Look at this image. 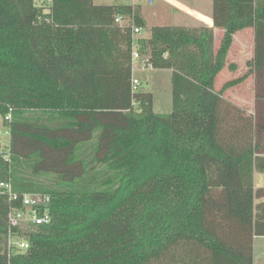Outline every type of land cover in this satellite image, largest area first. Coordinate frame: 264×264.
Segmentation results:
<instances>
[{
    "label": "trees",
    "instance_id": "obj_1",
    "mask_svg": "<svg viewBox=\"0 0 264 264\" xmlns=\"http://www.w3.org/2000/svg\"><path fill=\"white\" fill-rule=\"evenodd\" d=\"M212 18L213 28L156 26L137 38L140 5L0 0V118L12 114L0 181L52 199V223L9 258L0 196V264H253L264 236V189H254L264 173V0H213ZM248 29V70L217 92ZM134 43L152 68L172 70L170 114L133 91ZM249 78L253 115L223 96Z\"/></svg>",
    "mask_w": 264,
    "mask_h": 264
},
{
    "label": "rangeland",
    "instance_id": "obj_2",
    "mask_svg": "<svg viewBox=\"0 0 264 264\" xmlns=\"http://www.w3.org/2000/svg\"><path fill=\"white\" fill-rule=\"evenodd\" d=\"M189 5L195 6L201 9H206L210 5L209 0H186ZM95 5H140L142 7V13L146 16L147 27L141 30V34L137 37L147 38L151 35V29L156 26H182L185 25L193 27L199 24L193 19H189L182 15L174 5L167 2V0H94ZM48 8L46 7V11ZM49 11V10H48ZM47 11V13H48ZM240 34H236L234 42L231 48L229 57L230 64L235 63L238 67L237 70L225 71L216 80V91L219 92L222 86L231 79L241 77L248 70V62L253 57V47L251 40L249 42L244 41L241 45ZM133 71V77L141 81V85L138 88L140 92H149L154 96V111L158 114H170L173 111V95H172V73L168 71H155L153 68L141 71L138 69V63L135 65ZM244 70L243 74H240L241 70ZM240 70V71H239ZM224 76L226 78H224ZM249 80V79H248ZM246 80V81H248ZM245 83V82H244ZM224 98L233 103L234 105L245 110L249 115L254 114L255 107V91L254 87L249 83L241 84L233 87L224 93ZM33 112H29L27 115L33 117ZM35 117H45L44 123L52 125V121L47 118L43 112H34ZM7 123L0 118V147L10 146V134ZM264 189V188H263ZM234 193L236 190L233 191ZM255 194V192L253 193ZM250 196H253L252 193ZM257 202H259L257 200ZM263 241H258V255H264V248L262 247Z\"/></svg>",
    "mask_w": 264,
    "mask_h": 264
},
{
    "label": "built area",
    "instance_id": "obj_3",
    "mask_svg": "<svg viewBox=\"0 0 264 264\" xmlns=\"http://www.w3.org/2000/svg\"><path fill=\"white\" fill-rule=\"evenodd\" d=\"M51 3L52 0H39ZM126 20L122 16L116 18V22L123 24ZM142 29L134 28V37ZM132 72L138 63V69L151 68L149 59L142 56L135 43L132 47ZM141 81L132 78L133 91H137ZM12 120L11 112L5 117L6 122ZM0 156L7 162L10 161V147H0ZM0 196L7 198L9 211L7 216L8 231L6 253L9 258L18 253H25L29 249V235L41 226H49L52 223V199L43 193H18L14 190L11 181H0Z\"/></svg>",
    "mask_w": 264,
    "mask_h": 264
},
{
    "label": "crops",
    "instance_id": "obj_4",
    "mask_svg": "<svg viewBox=\"0 0 264 264\" xmlns=\"http://www.w3.org/2000/svg\"><path fill=\"white\" fill-rule=\"evenodd\" d=\"M167 2L174 5L175 8H177L178 11L182 15H184L185 17H187L189 19H193L198 24H204L210 28L214 27V21L212 18L213 0H209L210 5H208V7L206 9H201V8H198L195 6H191V5H189V3L186 0H167ZM143 16H144V19L146 21V16L144 15V13H143ZM185 27H190V26L185 25ZM139 34H141V32ZM237 34H240V37L242 38L241 39V45L242 46L244 45L243 44L244 41L249 42V40H251V45L253 47V56H254L255 30L254 29L243 30ZM215 35H216V49H218L221 45V41H222V38L224 36V30L215 28ZM136 37H137V35H136ZM137 38H143V37H137ZM147 38H149V37H147ZM234 44H235V42H234ZM230 53H231V51H230ZM229 57H230V54H229ZM228 60H229V58H228ZM229 65H230V63H229ZM154 70L159 71V72L160 71H168V72L172 73V70H169V69H154ZM141 71H144V70H141ZM225 71H229V69L226 68L221 74H223ZM243 73H244V70L242 69L240 74H243ZM220 75H219V77H220ZM224 78H226V77L224 76ZM171 82H172V80H171ZM245 83H249V86L251 85L252 87H255L253 78H249V80L245 81ZM245 83H243V84H245ZM260 188H264V173L256 172L255 173V187H254V189L256 190V189H260ZM253 203H254V205L257 203L256 199L253 200ZM246 214H247V217H253L254 212H252V214L251 213L249 214L246 212ZM258 241H263V243H264V236L263 237H256L254 240V253H253L254 261H253V264H264V255L263 256H262V254H260V256L258 255V252H259L258 247H257ZM262 247L264 248V244L262 245Z\"/></svg>",
    "mask_w": 264,
    "mask_h": 264
}]
</instances>
